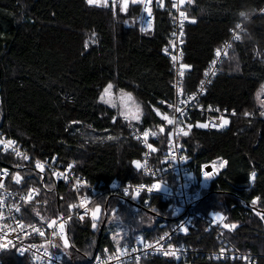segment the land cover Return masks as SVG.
<instances>
[{
	"label": "trees",
	"instance_id": "obj_1",
	"mask_svg": "<svg viewBox=\"0 0 264 264\" xmlns=\"http://www.w3.org/2000/svg\"><path fill=\"white\" fill-rule=\"evenodd\" d=\"M183 12V64L191 66L184 94L197 91L231 30L239 24L245 29L199 104L206 111L218 108L237 116H231L222 132L197 127L206 124L201 111L186 121L188 135L181 137L182 145L192 158L195 177L200 180L203 166L222 162L221 176L235 177L244 167L264 178V99H258L264 85V0H187ZM125 16L90 6L87 0H0V130L41 159L57 157L92 182L121 186L153 180L133 168L145 148L128 124L114 120L116 110L101 100L105 89L111 84L133 94L144 110L135 127L161 131L155 162L162 159L172 130L155 111L172 117L175 98V75L164 53L172 31V3L157 10L155 24L146 31L135 21L136 9ZM3 168L10 170L11 188L23 194L36 190L44 203L24 207L28 222L69 214L76 199L69 186L57 185L47 173L0 153V171ZM166 179L175 187L173 177ZM97 203L102 207L97 225L93 219L70 225L68 243L58 250L65 263L88 264L103 248L132 244L139 237L154 241L178 219L168 210L170 202L157 194L133 199L109 193ZM194 211L222 214L227 225H236L226 233L229 241L239 251L251 252L252 264H264V219L248 201L211 187ZM109 225L121 231L116 238L108 232ZM175 242L201 250L190 254L187 264H247L211 260L204 251L217 250L219 243L199 220L189 235ZM1 262L30 264V259L7 251ZM145 264L182 261L151 258Z\"/></svg>",
	"mask_w": 264,
	"mask_h": 264
},
{
	"label": "built area",
	"instance_id": "obj_2",
	"mask_svg": "<svg viewBox=\"0 0 264 264\" xmlns=\"http://www.w3.org/2000/svg\"><path fill=\"white\" fill-rule=\"evenodd\" d=\"M102 1L99 5L91 6L110 8L114 14L124 6V0H107V4L104 3V0ZM168 1L172 3L173 22L164 53L170 60L175 75V98L171 104L173 116L168 117L172 121L171 124L160 114L158 115V111H155L159 118L172 128L167 148L160 161L155 162L153 155L156 152L155 143L160 139L161 131L132 127L136 141H139L145 148L143 159L133 162L132 166L138 173L153 182L124 186L117 182L112 184H106L103 181L92 182L86 177L77 175L74 164L65 165L58 161L57 157L41 159L31 154L18 140L8 137L0 130V153L12 156L25 166L47 173L55 184L69 186L71 192L76 196L74 203L69 207L68 215H59L48 222L30 223L26 220L24 207L26 205L43 206L44 203L38 199L37 191L32 190L23 194L11 188L8 185L10 170L3 168L0 171V264H2L1 255L7 251H14L20 258L28 257L30 264H68L62 260L58 250L62 244L68 243L67 232L70 225L75 221L84 223L92 219L93 208L98 205L97 202L103 196L109 193H119L131 196L133 199H137L143 193L160 195L163 201L170 202L168 210L178 219L166 233L154 241H146L139 237L132 244L103 248L88 264H145V261L151 258H176L181 260L182 264H187L190 254H198L201 250L178 244L175 240L189 235L190 231L196 228V220H199L203 224L205 232L211 233L219 243L217 250L204 251L211 260L216 262L241 260L247 264L253 263L254 255L251 252L239 251L227 238L226 233L231 230L230 227H224L226 219L222 214L218 213L223 217V220H216L214 217L217 213L211 212L209 215H202L194 211L202 193L208 188L205 175L207 174L206 166L202 167L200 180L196 179L191 168L192 158L186 154L181 138L188 135L186 121L190 120L196 110L201 111L202 115L207 118L206 129L208 131H225L229 128L230 123L227 126L219 127L222 118H227L230 121L231 116H237L235 111V115L232 114L233 111L228 113L229 115H225L227 112L217 111L218 108L206 111L199 104L219 73L220 66L227 58L233 44L239 42L244 34V25L239 24V27L231 30L229 40L218 49L220 55L217 56L215 53L213 60L207 66L205 70L207 75L204 73L203 83L197 91L184 94L183 81L187 75V68H182V65H184L183 48L187 22L183 6L187 0H151L150 5H147L150 7L151 17L146 11L145 3H133L132 0H128L126 11L123 12L128 15L132 8L136 9L135 21L137 25L139 28L148 30L155 24L157 10L165 8ZM172 57H175V60ZM182 72L183 75H181ZM178 108L180 111H177ZM245 117H249V115ZM213 125L217 127H213ZM37 161L43 164L42 170L36 167ZM167 176L173 177L175 187L166 179ZM155 184H159L162 189L154 188ZM182 226L187 230H182Z\"/></svg>",
	"mask_w": 264,
	"mask_h": 264
},
{
	"label": "rangeland",
	"instance_id": "obj_3",
	"mask_svg": "<svg viewBox=\"0 0 264 264\" xmlns=\"http://www.w3.org/2000/svg\"><path fill=\"white\" fill-rule=\"evenodd\" d=\"M102 2H103L102 0H98V3L94 5H99ZM115 14L116 16L126 17L125 13L121 10ZM142 31H146V30L143 29ZM102 96L104 97L102 102L116 110L117 115L114 119L115 121L121 120L122 122H125L124 124H128L130 128H132V127H135V124L139 123L142 117L144 116L143 107L138 101V99L133 94L121 92L117 88L112 86L108 90L107 93H105L104 91ZM258 99L260 100L259 103H262V100L264 99V85L258 91ZM159 114L162 117L166 116L160 112ZM136 116H138L139 118L135 119L134 117ZM222 164H223L222 162H215L211 164L214 170L218 172V176L212 179L211 181L206 180L207 181L206 183L208 184L207 189L212 187L215 189L230 190L232 192H235L236 194L241 196L243 199L248 201L255 208L256 213L262 214L263 212L262 210H264V178L259 176V174L255 172L256 176L253 179L251 177V174L253 172L248 171L244 167H239L238 174L235 177L221 176L219 173L221 172ZM209 173L210 172H207L206 177L209 175ZM159 188L162 189V187H159ZM33 191H36V190H33ZM253 199H257L256 205H253L251 203ZM97 209H99V211H97ZM101 210H102V207L100 205H96L93 208V214L95 213V217L92 216V219L95 221L94 223L96 225L98 224V220L100 219V216L102 213ZM111 225H109L108 227L109 228L108 232L109 233L111 232L112 238H116L117 235L121 233V231L120 230L112 231ZM230 230H232L231 227H230ZM57 243L59 244V241H57ZM59 250H60V247H59Z\"/></svg>",
	"mask_w": 264,
	"mask_h": 264
},
{
	"label": "snow or ice",
	"instance_id": "obj_4",
	"mask_svg": "<svg viewBox=\"0 0 264 264\" xmlns=\"http://www.w3.org/2000/svg\"><path fill=\"white\" fill-rule=\"evenodd\" d=\"M132 2H133V3H145V4H146V11L148 12L149 17H151V10H150V7H147V5H150L151 0H132ZM87 3L91 6V5L97 4V3H98V0H87ZM104 3L107 4V0H104ZM127 3H128V0H124V6H123L122 9H121L122 11H126ZM181 15H183V13H181ZM237 27H239V25H238ZM237 39H239V37H237ZM165 52H167V49H165ZM216 55H217V56L220 55L219 50L216 51ZM172 59L175 60V57H172ZM213 63H215V61H213ZM190 67H191V66H189V65H182V68H190ZM205 74L207 75V73H205ZM181 75H183V72L181 73ZM202 83H203V82H202ZM111 87H112V85L109 84V85L107 86V88L105 89V93H107L108 90H109ZM202 91H203V90H202ZM129 98H131V97H129ZM193 98H194V97H193ZM103 99H104V97L102 96V97H101V100H103ZM181 103H184V101H181ZM177 111H180V109L178 108ZM217 111H219V109H217ZM225 112H227V110H225ZM157 114L159 115V112H158ZM232 114L235 115V112L233 111ZM261 115H264V113H261ZM134 118H135V119H138L139 117L136 116V117H134ZM163 118L166 119V120H168V123H169V124L172 123V121H171L170 119H168V117L165 116V117H163ZM228 124H229V119H227V118H222V123H221V125H219V127L227 126ZM197 127L206 128L207 125H206V124H197ZM213 127H217V126H216V125H213ZM185 134H186V133H185ZM145 135L147 136V133H145ZM149 147H151V145H149ZM17 154L19 155V153H17ZM25 159H27V157H25ZM36 167L42 170L44 166H43V164H41L39 161H37V163H36ZM223 167H225L224 164L221 165V168H223ZM205 175H207V174H205ZM255 176H256V173L253 172V173L251 174V177L254 179ZM16 180H17V182H19V178H18V177L16 178ZM153 187H154V188H159L160 185H159V184H155V185H153ZM149 191H151V189H149ZM251 203H252L253 205H256V204H257V199H253V200L251 201ZM97 211H99V209H97ZM256 214L259 215V216L261 217V219H264V214H261V213H256ZM93 217H95V213L93 214ZM214 219H216V220H223V217L220 216V215L217 213V214L215 215ZM224 227H225V228H228V227L235 228L236 225H231V226H229V225L225 224ZM182 230L186 231L187 229L183 228V226H182ZM134 250H135V249H134ZM172 254L174 255L175 253H172Z\"/></svg>",
	"mask_w": 264,
	"mask_h": 264
},
{
	"label": "water",
	"instance_id": "obj_5",
	"mask_svg": "<svg viewBox=\"0 0 264 264\" xmlns=\"http://www.w3.org/2000/svg\"><path fill=\"white\" fill-rule=\"evenodd\" d=\"M206 172H210L209 175L206 177L207 181H211L212 179H214L218 176V172L214 170L212 165H208L206 167ZM100 234H102V232H100Z\"/></svg>",
	"mask_w": 264,
	"mask_h": 264
}]
</instances>
